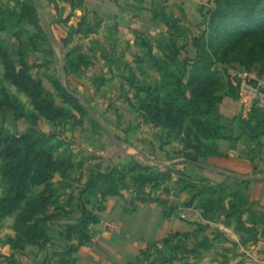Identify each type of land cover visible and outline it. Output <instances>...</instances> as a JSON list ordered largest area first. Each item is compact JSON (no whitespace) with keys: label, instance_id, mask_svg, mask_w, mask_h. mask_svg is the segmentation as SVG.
Listing matches in <instances>:
<instances>
[{"label":"trees","instance_id":"trees-1","mask_svg":"<svg viewBox=\"0 0 264 264\" xmlns=\"http://www.w3.org/2000/svg\"><path fill=\"white\" fill-rule=\"evenodd\" d=\"M213 7L206 12L201 30L193 36L165 8L162 12L155 10L153 20L168 29L163 41L165 60L155 58L151 48L148 51L161 80L145 85L128 80L138 92V109L143 118L171 133L182 146L178 159L189 162L159 169L133 160L108 172L97 171L78 188V198L70 196L62 206L54 179L56 176L66 177L75 164L71 155L56 156V133H46L36 126L41 119L60 125L68 119H75L74 111L83 117L89 112L60 81L54 80V90L68 108L57 105L53 92L46 90L43 82L30 74L24 59L16 61L0 43L3 78L18 93L25 95L32 107V113H24L17 97L5 88L1 89L2 119L12 113L15 122L27 119L31 126L20 135L0 130V232L3 229L1 224L14 218L12 230L15 233L14 237L0 240V246L9 247L11 251L9 256L0 255V264H21L17 256L25 255L27 247H38L41 252L47 251L49 245L55 248L50 232L57 222L64 224L58 234L64 248L59 251L55 248L52 256L47 251L40 264H76V254L81 247L91 243V227L100 223L98 215L105 211L108 198L123 197L122 189L129 190V185H133L132 191L140 198L148 187L158 188L171 183L175 176H179L178 184L182 185L179 193H188L189 197L180 206L155 199L162 204L163 218L179 217L180 208L201 210L204 218L215 213L218 217L224 216L225 227L230 228L235 223L238 232L246 235L242 242L244 246L258 241L260 234L256 226L264 223V217L255 210L257 203L243 193L242 188H246L249 181L199 168L217 177L218 182L202 178L198 184L189 183L183 171L173 168L182 164L194 166L198 162L216 168L211 159L227 158L220 148L222 141H229L234 147L246 136L251 147H260L264 137V114L256 106L246 119L240 116L228 118L220 109L224 99L238 100L240 97V81L235 79L234 84L231 76L225 79L229 68L238 65L240 72L257 75L264 72V0H215ZM10 16L16 25L40 21L33 0H29L20 13L11 12ZM85 21L83 17L79 25ZM79 29L76 32L82 34ZM85 34H93V29ZM181 36L186 40L184 45L178 42ZM190 52L194 54L193 58H181ZM85 59L80 54L77 60L68 61L66 69L73 68L79 60L83 63ZM236 123L240 128L238 136L233 133ZM229 182H235L237 188L233 189ZM74 207L79 216L70 218L69 211ZM51 208L53 212H50ZM246 214L251 226L243 221ZM208 229V226L196 224L193 232L170 234L161 241L150 243L136 261L129 264H188L189 257L198 259L202 253L215 247L207 235L196 240ZM192 239L195 242L191 247L189 241ZM219 239L226 241L221 232L214 241Z\"/></svg>","mask_w":264,"mask_h":264},{"label":"rangeland","instance_id":"rangeland-1","mask_svg":"<svg viewBox=\"0 0 264 264\" xmlns=\"http://www.w3.org/2000/svg\"><path fill=\"white\" fill-rule=\"evenodd\" d=\"M145 1L142 0L141 3L145 4ZM214 1L211 0L207 6L200 7L199 17L201 19H204L208 10L214 8ZM28 2L29 0H0V43L10 51L16 61L24 59L30 74L35 79L41 80L46 90L53 92L57 105L68 108L54 90V80L60 81L77 98L84 100L96 113L99 120V122L96 121L89 111V115L85 117L74 111L76 118L63 121L60 125L49 123L43 119L37 123L36 127L38 129L46 133L57 134L56 156L61 158L65 155H71L75 164L74 169L66 177L56 176L54 179L60 194V206L64 205L70 196H74V199L78 198V188L84 186L91 174L97 171L108 172L113 167L126 166L133 160L144 166L159 169L184 162L182 159H178L180 157L179 152L182 149L180 142L175 140L174 136L168 131L149 124L143 118L138 109V92L131 87L128 81L131 79L137 85H145L161 80L160 73L153 68L154 62L149 57L148 51L151 48L155 58L165 60L166 53L163 45L165 42L163 43V41L166 40L165 34L168 29L165 33L158 32L154 35H149V37L133 36L127 39L123 35H119L120 33L115 30L114 24L111 27L104 28L103 22L99 17L88 16L79 11L82 9V4L79 3V0L74 2L67 0H33L37 12L39 10L42 13L50 27L57 41L56 45L51 41L39 14L40 21L33 24L30 22L15 24L14 18L10 16L11 12L20 13L23 6ZM146 5L150 6L149 10L152 15H154L155 10L162 12V9H164L163 1L159 0H147ZM83 17L86 21L79 25ZM180 23L182 25L181 20ZM183 27L189 31L190 36H193L197 33V30H201V23L196 30L189 29L186 26ZM90 28L93 29V34L86 35L85 33ZM77 29L82 31V34L77 33ZM16 33L19 35L15 36ZM66 41L68 42L67 44L65 43ZM178 42L184 45L186 42L184 36H181ZM80 54L86 57L84 62L80 63L79 60L73 68L66 69L68 61L71 59L77 60V56ZM186 57L193 58L194 54L190 52L188 55L184 53L181 56L182 59ZM238 69V65L229 68L225 79H230V73L232 75L234 72L239 73L240 70ZM3 77L4 66L0 58V91L5 88L21 102L24 113H32L28 98L18 93ZM30 126L31 124L27 119L15 122L12 113H8L5 120L0 115V130L5 129L20 135ZM103 127L117 139L119 146L124 149V152L117 151ZM233 128L234 136H238L240 134L238 124L236 123ZM241 144L245 146L244 143ZM141 154H144L150 162H147ZM154 162H159L163 165L157 166ZM258 163L260 164L257 166V173L255 172L253 175L245 173H235L233 175L243 179L248 177H262L264 179V176L261 175V170L264 169V162L259 160ZM173 168L174 170L183 171L189 183L198 184L202 178H209L214 182H218L217 177L199 169L195 165L182 164ZM178 180L179 176H175L171 183L158 188L148 187L142 196L148 195L149 200L154 201L160 198H152V194L157 195V193L162 192L161 195L167 196L168 202L173 201L172 204L178 205L179 203L180 206L189 196L188 193H179L182 185L178 184ZM253 182L255 181H249L248 186L242 188L243 193L252 202L257 203L255 210L264 217V206L261 204L264 199V183L255 184ZM228 184L233 189L237 188L235 182H229ZM129 186V190L122 189V194L129 195L125 205L132 207L138 198L132 191L133 185ZM1 195L2 188L0 186ZM227 204L228 201L225 202V205ZM159 205L162 206L160 203ZM89 208L92 209L91 207ZM190 210L199 212L203 220L201 223H192L194 226L193 231L196 229V224H201L204 227L208 226L209 228L206 232L200 233L196 240H201L204 235L213 240L212 243L215 246V250H218L217 252L221 255L222 264L230 262L231 257H233V251L257 246L264 241V223L256 226L260 234L258 241L256 243L250 242L244 246L242 242L246 235L238 232L235 223L230 228H227L224 225V216L218 217L215 213H210L208 217L204 218L203 211ZM53 211L54 209L51 208L50 212ZM69 212L68 217L70 218L79 216V211L75 207ZM181 212L182 210L179 209V213ZM112 217L120 219L121 216L118 212H113ZM243 221L247 226H251L249 215H244ZM161 222L160 220L155 223L147 232H133V238L139 240L146 238L150 234L155 237L159 233ZM13 224L14 218H8L1 224L3 229L0 232V240H5L9 236L8 234ZM63 226V223L57 222L53 226V231L50 232L53 246L58 251L64 248L65 245L58 236L60 231L63 230ZM217 231L224 234L226 241L221 239L214 241V238L217 237ZM229 231H233L239 237L238 242H234L229 237ZM121 234L123 238L129 233L122 229ZM194 242V239L190 240L189 246L192 247ZM31 248L42 253L38 247L33 246ZM55 248H52L51 245L48 246L50 250L49 256L53 255ZM204 253L198 259L189 257L188 262L190 260L195 261V263L200 262ZM5 263H8V261Z\"/></svg>","mask_w":264,"mask_h":264},{"label":"crops","instance_id":"crops-1","mask_svg":"<svg viewBox=\"0 0 264 264\" xmlns=\"http://www.w3.org/2000/svg\"><path fill=\"white\" fill-rule=\"evenodd\" d=\"M77 1V0H75ZM82 4V11L88 16L99 17L103 22L104 28L111 27L114 24L115 30L125 38L133 36H147L155 33H165L167 28L164 24L153 20L150 6L142 4L140 0H79ZM158 1V0H155ZM163 1L167 13L182 21V26L196 30L197 26L202 24L204 19L200 18V7L207 6L211 0H159ZM201 19V20H200ZM202 21V22H201ZM161 30V31H160ZM198 31V30H197ZM196 31V32H197ZM232 78V73H230ZM240 97L238 100L229 98L224 99L221 104V113L228 118L242 117L248 118L252 108L257 105L258 94L253 84L240 81ZM241 143H244L245 146ZM243 145V146H242ZM221 151L227 154V158L211 159V164L224 173H241L253 175L259 160L264 162V137L261 139V146H250L246 136H243L233 147L231 142L222 141L220 143ZM261 170V169H259ZM264 176V169L261 170ZM264 183L261 181L253 182ZM152 194V198H160L168 201L167 196ZM127 194L123 197H110L105 203V211L100 213V223L91 227V243L81 247L77 254L76 264H129L134 263L141 251L145 250L150 243L161 241L173 233L193 232L192 223H201L203 220L199 212L190 209H181L179 218L172 217L165 219L162 216L163 207L158 202L149 200L148 195L138 198L132 207H127L125 201ZM165 199V200H164ZM173 201H169L171 205ZM261 204L264 206V199ZM179 205V203H178ZM113 212L120 214V219L112 217ZM162 221L159 227V233L153 237L152 234L146 238L136 240L133 238V232H147L155 223ZM115 223L119 228V234L107 232L105 225ZM122 229L128 231L126 237H121ZM229 237L238 242L239 237L229 231ZM9 236L14 237L15 233L11 229ZM129 239V240H127ZM132 239V240H130ZM135 241V242H134ZM49 252L50 250L47 249ZM47 251L39 253L34 248L27 247L25 255H18L17 258L21 264H40L44 260ZM215 250V247L203 254V259L195 263L190 260L188 264H222L221 255ZM9 247H0V255L9 256ZM233 257L229 263L225 264H264V241L257 246L240 248L232 252ZM173 264H186L184 262H174Z\"/></svg>","mask_w":264,"mask_h":264},{"label":"water","instance_id":"water-1","mask_svg":"<svg viewBox=\"0 0 264 264\" xmlns=\"http://www.w3.org/2000/svg\"><path fill=\"white\" fill-rule=\"evenodd\" d=\"M38 14L40 15V18H41L42 21H43V24H44V26H45V29H46V31H47V33H48V35H49L51 41H52L54 44L57 45V41L55 40V38H54V36H53V34H52V32H51L50 27L48 26V24H47L45 18L43 17L42 13H41L39 10H38ZM78 99H79V98H78ZM79 101H81V102L84 104V106H85L86 109L92 114V116L94 117V119H95L96 121L99 122L96 113H95V112H94V111H93V110H92V109H91V108L85 103V101H84V100H80V99H79ZM103 128L105 129V131L107 132V134L110 136V138H111V140H112L114 146L116 147L117 151H118V152H124V149L121 148V147L119 146V142H118L117 139L111 134V132H109L105 127H103ZM141 156H142L147 162H150V160H149L144 154H141ZM182 161H184V162H189V161H187V160H182ZM154 164L157 165V166H162V165H163V164H161V163H159V162H154ZM194 165L197 166V167H199V168H202V169L208 170V171L217 172V173H223V172H221L220 170H218L217 168H215V167H213V166H210V165H208V164H203V163H199V162H198V163H194ZM223 174H225V175H227V176H229V177H231V178H233V179H237V180H239V181H257V180H261V179H263L262 177H248V178L243 179V178H241V177H239V176H236V175H233V174H228V173H223Z\"/></svg>","mask_w":264,"mask_h":264},{"label":"built area","instance_id":"built-area-1","mask_svg":"<svg viewBox=\"0 0 264 264\" xmlns=\"http://www.w3.org/2000/svg\"><path fill=\"white\" fill-rule=\"evenodd\" d=\"M232 79L234 84L236 79L254 85L258 94V101L256 107L264 114V72L261 75H257L256 73L234 72L232 75ZM105 229L107 232H111L116 235L119 234V228L115 223L106 224Z\"/></svg>","mask_w":264,"mask_h":264}]
</instances>
